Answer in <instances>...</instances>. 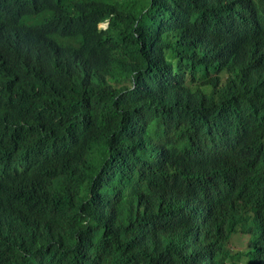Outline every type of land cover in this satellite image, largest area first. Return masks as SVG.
I'll return each instance as SVG.
<instances>
[{
  "label": "trees",
  "instance_id": "16d2710c",
  "mask_svg": "<svg viewBox=\"0 0 264 264\" xmlns=\"http://www.w3.org/2000/svg\"><path fill=\"white\" fill-rule=\"evenodd\" d=\"M255 224L264 0H0V264H256Z\"/></svg>",
  "mask_w": 264,
  "mask_h": 264
},
{
  "label": "clouds",
  "instance_id": "9594fccd",
  "mask_svg": "<svg viewBox=\"0 0 264 264\" xmlns=\"http://www.w3.org/2000/svg\"><path fill=\"white\" fill-rule=\"evenodd\" d=\"M102 25H106V26L103 27ZM100 26L103 28H107L106 23H102L100 24ZM39 77H40V70H36L33 73V79L35 81H39ZM261 230L264 231V224L262 225L255 224V225L249 226L250 234L245 239H243L240 243L237 244L240 246V249H239L240 251H244L248 247V249L250 250L251 256L253 257L254 262L256 264H264V254L263 253L253 254L251 251V243L254 240V237L264 236V234L260 233Z\"/></svg>",
  "mask_w": 264,
  "mask_h": 264
},
{
  "label": "rangeland",
  "instance_id": "374dc122",
  "mask_svg": "<svg viewBox=\"0 0 264 264\" xmlns=\"http://www.w3.org/2000/svg\"><path fill=\"white\" fill-rule=\"evenodd\" d=\"M103 27H105L106 25H102Z\"/></svg>",
  "mask_w": 264,
  "mask_h": 264
}]
</instances>
